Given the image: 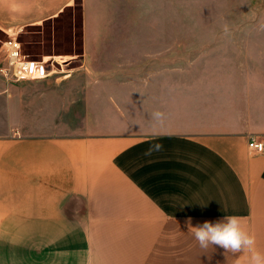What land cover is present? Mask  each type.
<instances>
[{
  "label": "crops",
  "instance_id": "obj_1",
  "mask_svg": "<svg viewBox=\"0 0 264 264\" xmlns=\"http://www.w3.org/2000/svg\"><path fill=\"white\" fill-rule=\"evenodd\" d=\"M76 1L0 0V29L54 20ZM79 1L87 55L130 54L125 31L162 21L165 2ZM109 66L82 65L90 78L70 73L38 93L0 67V264H248L247 251L201 249L187 223L228 215L264 253V151L249 144L264 142L250 118L264 102L256 94L245 106L244 65H153L139 76ZM154 144L163 147L145 155Z\"/></svg>",
  "mask_w": 264,
  "mask_h": 264
},
{
  "label": "rangeland",
  "instance_id": "obj_2",
  "mask_svg": "<svg viewBox=\"0 0 264 264\" xmlns=\"http://www.w3.org/2000/svg\"><path fill=\"white\" fill-rule=\"evenodd\" d=\"M162 17L147 26L131 23V31L126 30L123 39L130 54H84L79 0L54 20L16 31L23 53L31 60H47L53 70L44 79L22 80L32 84L21 91L38 93L57 87L70 73L90 78V72L76 69L82 65H98L104 70L113 65L121 76H139L153 65H244L239 89L245 106L256 94L264 102V0H165ZM225 25L229 35L224 34ZM10 35L0 29V67L5 65L3 42ZM254 73L259 77L249 82ZM46 79L51 83L44 85ZM251 110L252 123L264 126V103Z\"/></svg>",
  "mask_w": 264,
  "mask_h": 264
},
{
  "label": "clouds",
  "instance_id": "obj_3",
  "mask_svg": "<svg viewBox=\"0 0 264 264\" xmlns=\"http://www.w3.org/2000/svg\"><path fill=\"white\" fill-rule=\"evenodd\" d=\"M223 31L225 35L230 34L227 25L224 26ZM151 118L154 125L159 126H163L166 120L165 113L158 110L151 113ZM162 147L161 144L151 145L145 155H151L153 151H159ZM240 221L241 217L228 215L222 221L215 223L204 221L196 227L191 226V218L187 223L201 249L206 250L209 246L218 245L233 254L247 251L250 253L248 264H264V253L256 250L255 237L242 228Z\"/></svg>",
  "mask_w": 264,
  "mask_h": 264
},
{
  "label": "built area",
  "instance_id": "obj_4",
  "mask_svg": "<svg viewBox=\"0 0 264 264\" xmlns=\"http://www.w3.org/2000/svg\"><path fill=\"white\" fill-rule=\"evenodd\" d=\"M5 65L1 67L4 78L8 81H22L26 79H44L51 74V67L45 61L31 60L23 53L22 42L12 34L3 42ZM250 146L259 152L264 151V142L252 137Z\"/></svg>",
  "mask_w": 264,
  "mask_h": 264
},
{
  "label": "water",
  "instance_id": "obj_5",
  "mask_svg": "<svg viewBox=\"0 0 264 264\" xmlns=\"http://www.w3.org/2000/svg\"><path fill=\"white\" fill-rule=\"evenodd\" d=\"M57 67H59V68H60V67H61V65L57 63Z\"/></svg>",
  "mask_w": 264,
  "mask_h": 264
},
{
  "label": "bare ground",
  "instance_id": "obj_6",
  "mask_svg": "<svg viewBox=\"0 0 264 264\" xmlns=\"http://www.w3.org/2000/svg\"><path fill=\"white\" fill-rule=\"evenodd\" d=\"M45 61H47V60H45Z\"/></svg>",
  "mask_w": 264,
  "mask_h": 264
}]
</instances>
